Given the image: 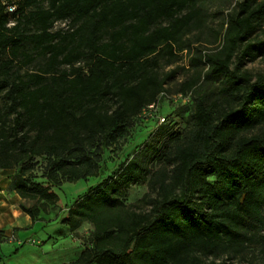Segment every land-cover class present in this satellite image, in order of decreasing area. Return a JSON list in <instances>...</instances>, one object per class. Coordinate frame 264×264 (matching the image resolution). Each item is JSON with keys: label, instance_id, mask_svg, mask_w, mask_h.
<instances>
[{"label": "trees", "instance_id": "16d2710c", "mask_svg": "<svg viewBox=\"0 0 264 264\" xmlns=\"http://www.w3.org/2000/svg\"><path fill=\"white\" fill-rule=\"evenodd\" d=\"M205 1L0 0V170L24 179L20 198L51 205L53 188L99 175L103 153L167 97L175 71L160 62L188 49L182 36ZM263 21L264 0L236 2L220 48L191 59L205 72L179 85L191 103L187 131L158 127L66 208L70 231L92 226L73 264H205L201 257L241 249L245 224L264 207V73L243 68L264 52V39L249 41ZM57 22L66 29L52 31ZM33 53L41 66L22 72ZM35 158L44 160L45 185L27 176ZM139 183L147 211L125 203ZM20 209L36 221L37 207Z\"/></svg>", "mask_w": 264, "mask_h": 264}, {"label": "rangeland", "instance_id": "374dc122", "mask_svg": "<svg viewBox=\"0 0 264 264\" xmlns=\"http://www.w3.org/2000/svg\"><path fill=\"white\" fill-rule=\"evenodd\" d=\"M240 0H208L201 4L202 17L198 24H194L185 31L181 43L188 49L176 53L174 59L161 60L162 72L175 71V76L166 86V98L161 99L158 105L145 109L125 129V134L117 143L103 153L101 171L95 178L76 183H63L52 190L58 200L51 205L42 202L22 199L16 192L17 185H26L24 179L17 175L16 169L0 170V264H73L79 254L86 248L92 226L81 222L79 226L70 231L61 223L67 214V207L81 197L86 189L101 183L113 174L121 163L129 159L142 144L153 135L160 126H171L173 133L183 134L191 126V103L185 104L178 93L179 85L197 74L205 72V66L194 65L191 59L197 52H213L222 44V34L225 20L232 11L235 3ZM66 22H57L52 31L66 29ZM264 21L260 27L249 37L250 42L263 41ZM34 61L23 66L21 71H35L41 66L43 60L32 54ZM244 69L251 74L264 73V52L253 59H247ZM218 83L208 87V92L216 94ZM212 95V97L214 96ZM43 158H35L28 170V178L32 184L45 185L42 177ZM147 185L139 183L131 185L125 194V203L134 206L136 210H148V207L138 200L147 193ZM24 207H37L39 214L35 222H31L20 209ZM261 219L245 224L243 233L246 238L244 245L237 252L217 257H201L205 264L214 261H224L225 264H249L264 260V207ZM10 238L11 241L9 240Z\"/></svg>", "mask_w": 264, "mask_h": 264}, {"label": "built area", "instance_id": "2783aa9c", "mask_svg": "<svg viewBox=\"0 0 264 264\" xmlns=\"http://www.w3.org/2000/svg\"><path fill=\"white\" fill-rule=\"evenodd\" d=\"M8 11H9V12H12V11H13V8L9 7V8H8ZM150 107H152V106H150ZM11 239H12V238H10L9 240L11 241Z\"/></svg>", "mask_w": 264, "mask_h": 264}, {"label": "crops", "instance_id": "0c3cea01", "mask_svg": "<svg viewBox=\"0 0 264 264\" xmlns=\"http://www.w3.org/2000/svg\"><path fill=\"white\" fill-rule=\"evenodd\" d=\"M2 193H3V191H2V190H0V195H2Z\"/></svg>", "mask_w": 264, "mask_h": 264}]
</instances>
